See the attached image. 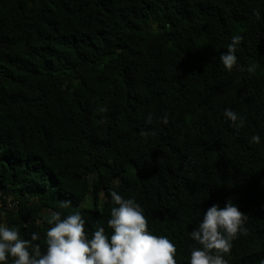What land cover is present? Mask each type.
Masks as SVG:
<instances>
[{
	"label": "trees",
	"instance_id": "16d2710c",
	"mask_svg": "<svg viewBox=\"0 0 264 264\" xmlns=\"http://www.w3.org/2000/svg\"><path fill=\"white\" fill-rule=\"evenodd\" d=\"M111 191L176 264L200 247L204 210L231 199L247 233L221 255L264 264V0H0V223L42 252L52 211L110 236Z\"/></svg>",
	"mask_w": 264,
	"mask_h": 264
},
{
	"label": "clouds",
	"instance_id": "9594fccd",
	"mask_svg": "<svg viewBox=\"0 0 264 264\" xmlns=\"http://www.w3.org/2000/svg\"><path fill=\"white\" fill-rule=\"evenodd\" d=\"M242 36L233 35L221 52L219 62L228 71L237 64L236 47ZM255 69L249 65L248 71ZM99 111L103 112L101 108ZM223 116L234 127L243 125V118L230 108ZM168 124V117H161ZM151 123V114L147 118ZM260 137L254 135L250 142L258 143ZM114 207L110 210L107 226L110 236L100 227L87 234L85 220L79 212L61 217L52 211L46 222V249L42 252L38 234L32 233L31 240L22 239L18 230L0 223V264H176V248L167 236L156 235L148 229V222L142 206L132 198H124L116 191L110 192ZM247 216L231 199L224 205L213 204L203 212L198 226L191 233V239L200 245L193 247L187 264H227L222 253L230 251L231 242L238 234H246L244 227ZM215 250V251H214Z\"/></svg>",
	"mask_w": 264,
	"mask_h": 264
}]
</instances>
